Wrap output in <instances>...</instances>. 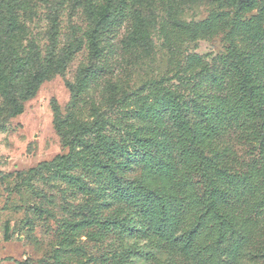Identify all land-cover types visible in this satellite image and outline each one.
I'll use <instances>...</instances> for the list:
<instances>
[{
  "label": "rangeland",
  "instance_id": "obj_1",
  "mask_svg": "<svg viewBox=\"0 0 264 264\" xmlns=\"http://www.w3.org/2000/svg\"><path fill=\"white\" fill-rule=\"evenodd\" d=\"M6 1L0 0L2 6ZM20 1L25 13L19 15L26 27L20 57H31V65L38 49L43 60L50 58L52 48L56 57L67 48L75 51L65 70L43 81L26 100L19 95L22 88H0V264H221L214 247L221 225L214 215L207 214V227L195 237L201 257L180 250L171 236L162 238L153 215L158 208L151 201L140 218L144 230L137 234L125 238L114 222L138 211L145 202L143 188L169 196L172 190L162 179L165 172L172 174L177 192L188 204L182 230L190 231L204 220V179L194 154L212 157V153L202 146L187 158L181 155L187 146L168 123L162 86L188 102L189 118L199 130L220 117L224 107L233 108L232 99L219 103L212 98L211 71L220 69L221 57L228 62L235 24H258L264 0H109L113 9H125L127 19L117 23L113 16L115 24L106 31L98 56L90 50L87 33L105 0ZM246 4L249 7L244 8ZM138 15L152 20L146 45L129 42L132 18ZM14 63L8 59L5 66L9 70ZM89 68L95 72H86ZM79 81L83 88L75 94L71 86ZM194 90H199V98L194 99ZM137 94L153 104L152 110L140 109ZM14 104L19 106L17 113ZM202 106L213 116L206 115ZM240 107L244 110L247 103ZM95 121L102 123L101 130L82 132L80 126ZM121 128L127 133L137 129L149 139L132 159V169L124 173L134 185L127 198L110 188L111 173L96 166L82 146L92 141L101 155L116 158L128 149ZM232 133L223 136L218 149L227 157V169L238 177L248 174L264 194L258 142ZM104 135L120 143L114 155L105 147ZM70 147L69 160L56 167ZM166 151L170 167L164 166ZM45 161L53 162L54 168L30 172Z\"/></svg>",
  "mask_w": 264,
  "mask_h": 264
},
{
  "label": "trees",
  "instance_id": "obj_2",
  "mask_svg": "<svg viewBox=\"0 0 264 264\" xmlns=\"http://www.w3.org/2000/svg\"><path fill=\"white\" fill-rule=\"evenodd\" d=\"M14 3L17 6L16 10ZM22 3L24 2L20 0H7L4 6L0 3V88H22L19 95L22 100H26L35 94L43 81L65 70L66 63L75 50L67 48L62 56L56 57L57 50L52 48L50 58L43 60L38 49L33 64L29 65L28 61L31 57L27 60L19 56L26 31L24 17L19 15V12L25 13ZM245 7L249 5L246 4ZM126 15L123 8L113 9L109 0L101 3L99 10L95 12L94 27L87 33L90 50L95 56L103 52L100 43L107 40L106 31L109 32L110 25L115 24L113 16L117 17V23H123L127 19ZM257 23L247 21L235 24L229 39L228 62L221 57L220 69L216 67L211 71L212 88H214L212 98L219 103L232 99L235 106L229 109L224 107L221 116L210 120L206 129L199 130L194 122L191 123L189 116L192 111L181 95L162 86V94L168 100L164 108L168 123L177 135V139L187 146L181 151V155L187 158L192 151L195 153L202 146L212 153V157L201 153L194 154L197 158L196 166L204 179L207 200L203 216L201 215L204 220L198 222L190 231L182 230L186 224L188 204L185 197L177 192V184L172 174L165 172L162 174V179L172 190L169 196L143 188L145 202L137 208L138 211L130 212L122 220L114 222L125 238L144 230L140 218L144 211L149 210L148 203L151 201L158 208L153 212L156 231L162 238L171 236L173 241L179 244L180 250L190 251L196 257L202 256L203 250L195 244V237L207 227L205 217L210 214L214 215L221 225L214 244L218 262L261 264V260L264 261L263 190L248 174L238 177L236 171L231 173L226 166L227 157L218 151L223 136L238 131L258 142L264 167V7L260 11ZM151 24L152 20L147 16L138 15L132 18L129 42L146 45L148 38L145 34ZM52 30L54 34L57 33L56 28L52 27ZM8 59L15 61L9 70L5 66ZM86 72L94 73L95 70L89 68ZM71 88L72 92L77 94L83 86L79 81ZM193 95L194 99L199 98V90H194ZM136 103L143 112H149L153 108V104L147 102L142 95L137 94ZM245 103L247 107L241 110L240 106ZM14 105L13 113H17L19 106ZM202 109L209 117L213 116V112H210L206 106H202ZM55 110L57 111L56 108ZM102 127V123L95 121L89 126H80V129L86 133L91 129L96 131ZM120 130L128 149L118 154L116 158H106L101 155L100 149L92 141L83 142L82 146L90 151L92 162L96 166L111 173L110 188L122 198H127L132 195L134 185L133 182L125 180L124 173L132 169V159L148 145L149 139L140 135L137 129L128 133L124 128ZM103 139L105 147L114 155L120 143L110 142L109 137L105 135ZM248 142L251 143L249 140ZM72 151L73 147H70L69 154L61 156V161L56 167L62 165L64 160H69ZM225 151L229 152L230 149L227 147ZM162 156L164 166L170 167L169 151L164 152ZM39 168L51 170L54 168V163L42 162L36 168L30 169V172H35Z\"/></svg>",
  "mask_w": 264,
  "mask_h": 264
}]
</instances>
